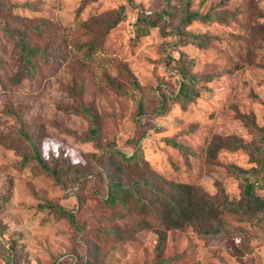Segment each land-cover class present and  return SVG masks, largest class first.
Here are the masks:
<instances>
[{"label":"rangeland","instance_id":"obj_1","mask_svg":"<svg viewBox=\"0 0 264 264\" xmlns=\"http://www.w3.org/2000/svg\"><path fill=\"white\" fill-rule=\"evenodd\" d=\"M184 7V0H0V264L7 255L12 264H150L159 230L168 264H264V208L243 200L228 170L255 162L219 139L251 140L249 121L264 123V0H190L188 9L210 18L186 22ZM17 33L44 52L34 57V75L19 81ZM181 52L198 77L185 105L172 98ZM80 104L95 113L96 138L89 117L69 110ZM21 128L50 164L61 156L83 172L63 169L57 180L39 170L26 159ZM137 147L142 164H122L110 152ZM139 177L161 189L181 182L215 194L220 186L243 210L222 211L225 233L213 240L194 224L164 228L127 192L123 203L105 200L112 179ZM256 191L264 197V188Z\"/></svg>","mask_w":264,"mask_h":264},{"label":"trees","instance_id":"obj_2","mask_svg":"<svg viewBox=\"0 0 264 264\" xmlns=\"http://www.w3.org/2000/svg\"><path fill=\"white\" fill-rule=\"evenodd\" d=\"M190 0H184V14L183 21L186 22L193 17L201 19L210 18L209 13H200L197 10L188 9ZM138 16H135L133 21L136 22ZM146 31V29H141ZM194 42H204L205 39L198 36L196 33L188 34ZM15 45L18 54V63L16 65L13 78L19 81L24 76H32L36 70L35 56L43 57L44 52L40 47L30 46L26 42L22 34H15ZM176 60L179 62L178 73L180 79L178 87L172 98L179 100L182 105H185L188 100L194 98L197 91L194 86L197 81V76L187 69L189 59L184 54L179 53ZM137 85V81H134ZM141 109V105H138ZM69 110L82 112L89 117L90 132L92 138H96L98 134L95 125V113L90 106L80 104L79 107H71ZM250 130L254 134L253 138L244 141L235 136L219 137L221 142L232 149L241 148L245 150L250 160L255 162L251 167H242L237 164L231 163L228 170L239 179L241 186V197L248 204H260L264 208V197H262L256 190L264 188V123L258 126L254 121H249ZM256 130L260 132L256 133ZM21 135L28 140L31 154L26 159H33L39 170L50 174L52 177L59 179V174L63 171L70 174H77L83 172L80 164H73L61 156H52L50 160L55 161L52 165L46 160L40 151L39 143L36 139L28 135L22 128L20 129ZM256 134V135H255ZM166 140L179 147L182 151L186 149L184 144L176 142L173 138L167 137ZM137 149V150H136ZM130 154H125L117 148L111 149V155L124 164H142L143 160L138 157L137 147ZM59 158V159H58ZM64 159V160H63ZM66 166L60 162H66ZM59 161V162H58ZM139 187L146 189L149 196L146 197L140 191ZM123 192H127L140 207H148L157 213L164 228L178 227L183 223L197 225V232L206 239L213 240L222 236L225 231L220 221V213L224 210L241 211L243 208L232 199L228 198L224 193L222 187L218 186L215 194L207 193L199 188L192 187L187 183L175 182L170 189H161L155 186L150 179L145 177L136 178L132 182H127L122 179H112L107 185V192L105 200L110 204L118 201L123 203ZM64 214L71 217L69 212L63 211ZM223 237L222 239H225ZM166 234L159 230L157 234V241L155 244L154 259L150 264H168L169 257L163 255L164 242ZM239 242V241H237ZM238 245L240 244L237 243ZM6 264H12L11 256H6Z\"/></svg>","mask_w":264,"mask_h":264},{"label":"built area","instance_id":"obj_3","mask_svg":"<svg viewBox=\"0 0 264 264\" xmlns=\"http://www.w3.org/2000/svg\"><path fill=\"white\" fill-rule=\"evenodd\" d=\"M134 19H135V16H134V15L130 16V21H131V22H133Z\"/></svg>","mask_w":264,"mask_h":264}]
</instances>
